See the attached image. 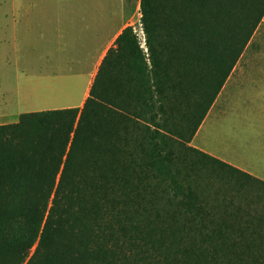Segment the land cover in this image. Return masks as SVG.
Segmentation results:
<instances>
[{
    "label": "trees",
    "instance_id": "16d2710c",
    "mask_svg": "<svg viewBox=\"0 0 264 264\" xmlns=\"http://www.w3.org/2000/svg\"><path fill=\"white\" fill-rule=\"evenodd\" d=\"M139 13L148 56L128 25L81 107L0 124V264H264V197L260 208L206 209L173 148L207 159L238 195L237 174L264 187L187 144L264 0H139Z\"/></svg>",
    "mask_w": 264,
    "mask_h": 264
},
{
    "label": "crops",
    "instance_id": "0c3cea01",
    "mask_svg": "<svg viewBox=\"0 0 264 264\" xmlns=\"http://www.w3.org/2000/svg\"><path fill=\"white\" fill-rule=\"evenodd\" d=\"M81 1L87 0H0V124L14 123L25 112L81 107L107 49L124 27L134 28L132 12L122 0L127 14L120 12V20L98 43V30L91 34L89 24L82 22L89 12L75 9ZM233 77H227L190 144L264 180V124L253 129L231 123L239 130L236 138L222 135L220 129L232 121L235 115L229 113L234 110L259 105L253 109L264 112V78L254 79L260 81L256 85H242L245 76ZM242 87L256 95L227 96L221 109L212 111L222 92Z\"/></svg>",
    "mask_w": 264,
    "mask_h": 264
},
{
    "label": "rangeland",
    "instance_id": "374dc122",
    "mask_svg": "<svg viewBox=\"0 0 264 264\" xmlns=\"http://www.w3.org/2000/svg\"><path fill=\"white\" fill-rule=\"evenodd\" d=\"M121 2L122 0H87L86 2H76L75 9L77 11L83 12L86 10L89 12L88 15L85 16L86 18H82V22H84L83 19H85V22L89 24V27L87 28V31H89V33L92 34L94 30H98V43H101L100 41L102 37H105L107 35L110 25L120 20V12H122L123 10L121 8ZM125 5L132 12L131 15L134 25V31L137 35L140 48L142 49L144 55L148 56V51L145 44V34L140 22L139 0H125ZM93 11H95L96 14L93 13ZM127 12V9H125L122 13L123 15H126ZM146 60L148 62V59ZM229 76H232V78H234L233 76H245V80H242V82H240V84L242 85H256L260 81L254 79L264 78V16ZM247 95H256V92H247L246 87H242L240 88V90H236L235 92L224 91L218 98V101L215 103L212 111H216L218 109L220 110L223 100L227 96L239 97ZM34 96L35 95L33 94V102L39 100ZM252 105H256V103L253 102ZM256 106L259 107V105ZM256 106H254L253 108H255ZM253 108L249 107L247 110L240 109L239 111L238 109L234 110V112H230L229 114L235 115L233 116V118L235 119L232 118V121L229 120L224 122V129L220 128L221 134H228L232 138L238 137L239 130L236 128L232 129L231 123H235L237 126L242 123L244 127L245 125H250L253 126V129L256 125H263L264 118H262L261 115H263L264 112H260ZM239 115L240 117L237 118L236 116ZM220 129L218 136H220ZM182 130L183 129H178V132H182L181 136L178 135L180 136L179 140H183V138L186 136V132ZM187 144L193 146L190 144V142ZM173 148L177 156L182 159V162L180 164L181 168L179 169V177L183 178L185 186L189 184V187L187 188H190L199 195V198H201V202L202 204H204L206 209H211L214 212H216L218 209L223 211V208H225L224 204L226 203L231 207L236 205L242 206L247 203H250L251 205H253V207L256 208H260L263 206V202L260 201L259 198L264 197L263 193L261 192L264 187H262L256 181L250 180L242 175L237 174L238 176L236 177L239 180L241 179L246 182L245 186L243 187L245 193L238 195V192L236 190L231 191L227 189V185L221 182L223 181L222 179L221 181H219L216 178L217 176L212 171L207 159L201 158L198 153L185 150L182 146H179L177 144H175ZM237 178H233V180H231L233 181L232 184L235 186V181L238 180ZM222 194H226V200H221L220 196ZM213 218L215 220H218L220 217L216 214Z\"/></svg>",
    "mask_w": 264,
    "mask_h": 264
}]
</instances>
